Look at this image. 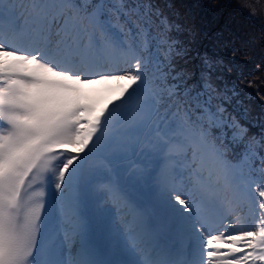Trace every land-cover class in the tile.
<instances>
[{
	"label": "snow or ice",
	"instance_id": "6c2138e0",
	"mask_svg": "<svg viewBox=\"0 0 264 264\" xmlns=\"http://www.w3.org/2000/svg\"><path fill=\"white\" fill-rule=\"evenodd\" d=\"M0 264H264V2L0 0Z\"/></svg>",
	"mask_w": 264,
	"mask_h": 264
},
{
	"label": "trees",
	"instance_id": "16d2710c",
	"mask_svg": "<svg viewBox=\"0 0 264 264\" xmlns=\"http://www.w3.org/2000/svg\"><path fill=\"white\" fill-rule=\"evenodd\" d=\"M206 2H215V0H206ZM261 2H264V0H261ZM258 35H259V31L257 29L256 31H254L253 36L255 37V36H258ZM256 44H257V47H258L259 46V41L258 40L256 41Z\"/></svg>",
	"mask_w": 264,
	"mask_h": 264
}]
</instances>
